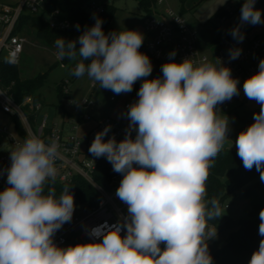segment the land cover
Listing matches in <instances>:
<instances>
[{
	"label": "clouds",
	"instance_id": "9594fccd",
	"mask_svg": "<svg viewBox=\"0 0 264 264\" xmlns=\"http://www.w3.org/2000/svg\"><path fill=\"white\" fill-rule=\"evenodd\" d=\"M255 4L256 0H244L240 24L230 30L234 40L243 41V25L264 24ZM102 23L97 17L83 31L79 47L77 40L56 39L55 55L78 61L73 76L86 74L117 95L131 92L142 80L138 100L123 113L129 120L124 139L117 142L112 136L105 141L108 125L95 134L88 149L97 158L106 157L113 171L122 174L116 196L127 205V214L112 225L86 228L96 238L88 243L58 246L54 237L73 218L74 194L68 184L59 195L49 187L58 175V141L46 143L31 135L15 145L10 166L0 170L6 171L8 185L0 191V264H213L208 242L217 231L209 222L224 213L217 198H208L206 182L229 140L231 121L218 105L239 95V80L220 58L215 63L190 57L176 62L174 50L161 66L162 76L148 79L153 65L139 51L143 34H105ZM241 53L231 48L229 59ZM16 58L12 51L6 62ZM243 91L260 109L233 143L244 168L255 167L264 181V59L244 81ZM259 219L262 239L249 264H264V209Z\"/></svg>",
	"mask_w": 264,
	"mask_h": 264
},
{
	"label": "built area",
	"instance_id": "2783aa9c",
	"mask_svg": "<svg viewBox=\"0 0 264 264\" xmlns=\"http://www.w3.org/2000/svg\"><path fill=\"white\" fill-rule=\"evenodd\" d=\"M163 1L157 0V3L159 4ZM43 2L44 0H5L4 2H0V24L3 27V32L0 36V50L5 48L7 58L10 52H16L17 58L12 64L17 63L23 48V42L25 41L24 38L13 33L14 26L23 10L31 14L38 13L43 7ZM256 2L259 4V0H256ZM259 6L264 11V6H261V4ZM89 10L100 13L103 11V8L102 6L95 7L92 3L89 6ZM57 14V10L49 14L48 25L50 28L63 31L75 30L77 28L76 22L72 23L67 19H60L57 17ZM176 17L182 20V25L175 19ZM143 23L147 32V39L145 40L146 48L155 59L159 61L169 59V53L173 50L176 52L174 58L178 62L187 57L197 62L207 58L198 51L197 32L186 25L181 14H176L170 8H166L162 12L154 11L152 15L145 16ZM258 25L263 26L264 24ZM241 32L244 34L242 42L234 40L229 32L221 36L215 45L213 44V56L215 60L216 58H220L231 69L232 76L239 80V95L234 96L230 101L218 105L221 112L227 116L235 109L234 103L244 94V81L258 71L259 61L264 59V31L251 35L242 29ZM150 34H152L151 37ZM234 47L242 49V53L237 59L230 60L229 49ZM56 60L59 61L60 66L64 67V64L59 59ZM67 85L68 81L64 80V92L68 91ZM24 104H29L37 110H40L42 107L40 102L33 103L31 96H26L22 103H16L7 90L0 87V110L10 116H17L21 122L24 121L25 126L23 127L28 137L36 135L46 143L52 138L58 141L60 158L56 161V167L57 169L61 168L65 170V172L58 175L57 178L59 180H67L77 173L92 182L90 174L104 158H97L88 152L95 134L102 131L106 126L111 125L109 133L104 137L105 141L112 136H115L116 140L120 141L124 139L128 127L108 116L98 120L93 119L88 109L89 101L88 99H83L81 102H72L71 104L76 120L68 133H65L55 125H47L46 116H43L40 123L36 125V129L33 130L24 111ZM128 106L129 103L124 104V108H128ZM90 120H93L94 124L86 129L83 135H80L78 133L79 125ZM132 136L133 138L135 137V132L132 133ZM230 136L229 132L228 137ZM8 138L12 139L14 147L16 144L24 141L21 137L20 140H13V136L10 134ZM10 164V157L5 153H0V170L7 169ZM122 178V174L113 176L112 187L109 191L94 185L100 193L98 204L81 214L74 215L70 222L65 223L56 232L54 242L58 246H63L69 240L88 243L96 238L90 237L85 230L86 228L90 229L104 222L112 225L118 221V218L126 215L127 205L116 196V190ZM7 186V173L4 171L3 174H0V191H3ZM123 234L124 232H122ZM100 239L102 240V237Z\"/></svg>",
	"mask_w": 264,
	"mask_h": 264
},
{
	"label": "rangeland",
	"instance_id": "374dc122",
	"mask_svg": "<svg viewBox=\"0 0 264 264\" xmlns=\"http://www.w3.org/2000/svg\"><path fill=\"white\" fill-rule=\"evenodd\" d=\"M90 1L95 7H100L103 3L113 4L116 10L111 25L118 31L137 30L143 34L144 41L147 39V32L145 31L143 23L145 16L139 10L136 0ZM243 2L244 0H226L225 3L224 0H164L162 3L155 5V11L162 12L166 8H170L176 14H181L186 25L197 32L198 51L204 54L208 58V61L215 63L213 56L214 45H210L209 43L213 39L216 29L229 31L240 24ZM261 6H264V0L261 1ZM222 7L228 10L230 15H223V18L219 17L217 12ZM255 7L260 9L262 16H264V11L258 2H256ZM37 27V22L28 20L16 32L19 37L25 40L16 63L20 78L26 79L37 73L47 72L46 81L40 89L42 107L37 113L36 124L30 121L33 130L36 129V125L40 123L43 116H46L47 125H55L65 133H68L76 120L71 104L72 102H81L83 99H88V109L93 119H102L108 116L128 126L129 120L123 115L127 110V108H124V104L129 103L130 105L138 100L137 93L142 84V80L136 81L139 88L135 91L117 95L111 90L100 88L99 84L90 80L86 74L81 78H72L71 70L67 67L60 66V63L49 69L50 65L57 59L56 52L37 36ZM241 29L250 35L257 34L264 31V25L245 24ZM2 32L3 27L0 24V36ZM5 59H7V51L5 48H2L0 50V60ZM168 61L169 59H166L162 61V64ZM154 78L156 77L152 74L148 77V79ZM60 80H67L69 89V96L63 98L62 101L57 99L55 93V86ZM233 106H235V109L228 116L231 121L229 131L231 136L229 140L225 141L223 149L236 148L233 142L241 129L239 115L244 110L256 108L259 104L254 100L248 99L243 94ZM93 124V120L81 123L78 133L83 135L85 130ZM22 125L25 126L24 121H22ZM9 134L13 136V140H20V136L14 127L10 115L0 110V153H5L10 157V151L14 149V146L12 139L10 140L8 138ZM62 172H65V170L59 168L58 175ZM74 202L76 207L73 216L83 213L84 207L76 200ZM253 204L254 199L252 197L243 195L241 190H235L228 193L220 204L222 212L224 213L222 216H227L231 219L248 218L250 217L249 212ZM227 233L228 231L219 232L215 238L208 242L210 253L224 243ZM70 245H74L73 242H67L62 247Z\"/></svg>",
	"mask_w": 264,
	"mask_h": 264
},
{
	"label": "trees",
	"instance_id": "16d2710c",
	"mask_svg": "<svg viewBox=\"0 0 264 264\" xmlns=\"http://www.w3.org/2000/svg\"><path fill=\"white\" fill-rule=\"evenodd\" d=\"M4 1L0 0V2ZM136 1L139 10L144 16L154 13L157 0ZM91 4L92 2L90 0H44L43 7L38 13L31 14L25 10L21 12L14 26L13 33H16L28 20L35 21L38 23L37 36L56 52L55 40L61 37L68 41L77 40V47H79L78 37L86 28L95 24L97 17L103 21L102 28L105 34L111 31H118L111 25L116 7L113 4L103 3L101 5L103 11L96 13L89 10ZM54 10L58 11V18L67 19L72 23L76 22L79 25V29L63 31L50 28L48 18L49 14ZM217 14L219 17L226 16L228 15V10L222 7ZM223 35H226V33L216 29L215 35L209 44L215 45ZM139 51L149 56L153 65L151 74L154 77L162 76V61L155 59L149 53L145 41H143ZM60 61L71 72L78 62L68 60L67 58ZM58 63L59 61L55 60L49 69ZM46 78L47 72H43L22 79L20 78L16 64L8 63L6 59L0 60V87L6 89L16 103H22L26 96H31L33 103L40 102L42 105L40 89L44 85ZM72 78H75V76L72 75ZM63 82L64 80H60L55 86L56 97L59 101L69 96V89L67 92L63 90ZM138 88L139 85L135 82L132 91ZM23 108L29 122L32 121L36 124V116L39 110L34 109L29 104H24ZM259 109L260 105L250 110H244L239 115L241 123L239 133L254 122V113L259 112ZM10 117L19 136L24 140L28 138L19 118L13 115ZM117 174L120 173L114 172L112 165L104 157L90 174L92 182L75 173L67 180H59L56 178L55 183L50 184L49 187H53L57 195H59L64 184L72 186L71 191L74 194V200L79 202L84 207V211H86L96 206L100 199V193L94 185L109 191L112 187V178ZM259 176L260 174L255 167L251 170L244 168L242 160L237 155L236 148H224L214 159L213 166L209 169L206 182L208 198L215 197L221 204L228 193L241 190L243 195L250 196L254 199V204L249 212L250 217L248 218L231 219L227 216H221L209 222L210 226L216 228L217 233L228 231L224 243L210 253L213 257V264H249L252 253L258 249L259 241L262 239L258 231L260 224L259 212L261 209H264V181H261ZM68 242H73L74 245L79 244V242L73 240H69ZM161 247L163 248L164 245L162 244Z\"/></svg>",
	"mask_w": 264,
	"mask_h": 264
},
{
	"label": "crops",
	"instance_id": "0c3cea01",
	"mask_svg": "<svg viewBox=\"0 0 264 264\" xmlns=\"http://www.w3.org/2000/svg\"><path fill=\"white\" fill-rule=\"evenodd\" d=\"M261 1L262 0H259V4H261ZM156 8V7H155ZM155 10V9H154ZM228 15H230V12H228ZM233 29V28H232ZM231 30V29H230ZM230 30L229 31H222V32H224V33H229L230 32ZM95 120H98V119H95ZM62 247V246H61Z\"/></svg>",
	"mask_w": 264,
	"mask_h": 264
}]
</instances>
